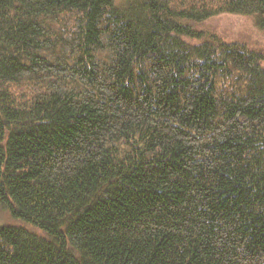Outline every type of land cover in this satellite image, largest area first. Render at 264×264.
Segmentation results:
<instances>
[{
    "label": "trees",
    "instance_id": "1",
    "mask_svg": "<svg viewBox=\"0 0 264 264\" xmlns=\"http://www.w3.org/2000/svg\"><path fill=\"white\" fill-rule=\"evenodd\" d=\"M264 0H0V264H264V54L192 24Z\"/></svg>",
    "mask_w": 264,
    "mask_h": 264
},
{
    "label": "rangeland",
    "instance_id": "2",
    "mask_svg": "<svg viewBox=\"0 0 264 264\" xmlns=\"http://www.w3.org/2000/svg\"><path fill=\"white\" fill-rule=\"evenodd\" d=\"M192 26L203 33L202 37L192 38L190 41L193 43H199L206 35L212 34L225 42L242 43L248 49L264 54V30L257 28L250 16L222 14ZM4 221L17 224L0 210V222Z\"/></svg>",
    "mask_w": 264,
    "mask_h": 264
}]
</instances>
